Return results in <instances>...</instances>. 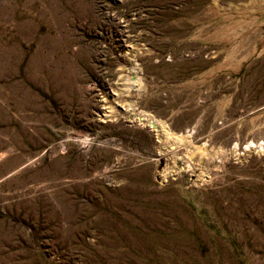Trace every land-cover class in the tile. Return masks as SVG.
Masks as SVG:
<instances>
[{
  "label": "rangeland",
  "instance_id": "1",
  "mask_svg": "<svg viewBox=\"0 0 264 264\" xmlns=\"http://www.w3.org/2000/svg\"><path fill=\"white\" fill-rule=\"evenodd\" d=\"M0 264H264V0H0Z\"/></svg>",
  "mask_w": 264,
  "mask_h": 264
},
{
  "label": "bare ground",
  "instance_id": "2",
  "mask_svg": "<svg viewBox=\"0 0 264 264\" xmlns=\"http://www.w3.org/2000/svg\"><path fill=\"white\" fill-rule=\"evenodd\" d=\"M160 128H161V130H162V132H164V134H168V133H166L167 132V130H165V128L163 127V125H161L160 124ZM170 134V133H169ZM168 136H170V135H168ZM170 137H173V136H170ZM174 138H175V136H174ZM177 138V137H176ZM173 139V138H172ZM187 139V138H186ZM174 140V139H173ZM178 140H180V139H178ZM183 141V140H182Z\"/></svg>",
  "mask_w": 264,
  "mask_h": 264
}]
</instances>
